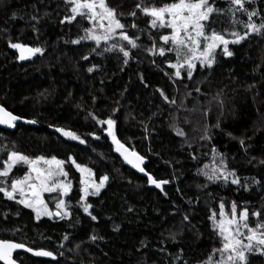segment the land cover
Listing matches in <instances>:
<instances>
[{
  "label": "trees",
  "instance_id": "16d2710c",
  "mask_svg": "<svg viewBox=\"0 0 264 264\" xmlns=\"http://www.w3.org/2000/svg\"><path fill=\"white\" fill-rule=\"evenodd\" d=\"M165 2L168 0H156L157 5ZM226 6L222 0H217V7ZM132 7L134 5L126 4L124 10ZM259 8L264 12V2ZM44 12L50 16L36 24L40 30L37 39L32 30L35 22L30 18L43 16ZM65 14L61 0H0V103L15 115L38 121L35 125L19 124L15 130L0 128V147H14L30 157L67 159L71 155L78 163L92 168L98 182L103 174L111 179L100 196L89 197L97 221H91L82 209L75 207L81 195L78 192L80 173L70 164H66V170L73 188L65 199L73 205L71 220L42 217L37 222L31 209L7 201L0 194V238L23 242L34 249L44 248L58 255V260L53 261L18 253L22 257L18 261L21 264H173V257L183 249L184 260L199 264L214 246H219L209 216L213 210L219 212L221 200L226 212L230 211L233 201L238 213L247 207L251 224H254L251 213L256 209L261 210V219H264V189L252 186L251 191H245L230 183L227 186L208 184L203 188L208 182L197 175L198 169L212 163L210 149L215 147L227 154L229 168L236 169L242 182L247 178L251 184V178L255 177L264 184V165L259 163L264 159V39L253 36L241 45H230L235 53L233 57L218 55V62L210 72L201 70L198 65L193 81H188L182 72L183 83L188 85L185 89L180 81L173 85L164 75V72L170 75L174 72L164 62H174L171 54L166 58L156 57L157 67L151 64L148 54L143 53L139 57L141 63L130 61L123 71L120 59L114 54L91 55L90 62L82 60L81 55L89 53L91 43L74 45L64 40L75 39L80 34L78 28L89 25L79 18V23L62 25L60 20ZM241 18L246 20V17ZM132 20L128 17L129 23ZM213 20L215 23L211 26L218 31L231 27L227 17H213ZM136 23L147 28L148 18H141L138 12ZM9 40L33 47L44 45L47 51L43 57L20 64L17 51L9 47ZM140 42L148 46L151 43L146 35ZM93 65L100 70L87 73L86 68ZM140 73L148 87L141 83ZM196 83L200 93L193 90ZM253 84L256 87L249 89ZM157 89H162L169 99L175 95L177 103L186 91L192 92V96L184 101L183 109L177 110L165 104ZM221 91L222 106L213 99ZM115 101L120 102V110L113 117L117 120L118 137L146 157L145 168L154 178L171 181L164 185L163 192L148 184L144 175L130 169L112 150L109 138L102 136L97 141L87 135L90 132L101 134L99 125L85 119L87 113L92 111L100 118H107L116 107ZM174 118L186 133L185 137L173 131ZM217 121L219 128L213 127ZM49 125L74 130L88 143L68 141ZM205 125L211 128L210 142L201 139ZM227 133H231V137ZM239 138L245 140L246 146L251 145L247 154L241 149ZM190 153L197 159H191ZM6 155L0 154L3 158ZM250 157L256 159L249 162ZM25 171L26 168L18 166L12 175L22 176ZM45 199H51L49 194H45ZM188 200L193 201L191 206ZM49 206L55 209L54 204ZM177 206L180 212L176 211ZM174 212L176 214L171 215ZM184 212L190 213L191 223L195 225L193 231H189L182 220ZM5 213L7 219H4ZM117 227L119 230H114ZM181 230L179 243H172L170 233ZM66 233L70 239L63 241L61 237ZM93 233L103 239L92 243ZM142 241L147 247L142 246ZM61 243L63 248L58 247ZM77 244L81 245L79 249H76ZM162 248L165 251H159ZM59 252L64 255L59 256ZM252 259L254 264H264L258 256Z\"/></svg>",
  "mask_w": 264,
  "mask_h": 264
},
{
  "label": "snow or ice",
  "instance_id": "6c2138e0",
  "mask_svg": "<svg viewBox=\"0 0 264 264\" xmlns=\"http://www.w3.org/2000/svg\"><path fill=\"white\" fill-rule=\"evenodd\" d=\"M61 2L64 4L66 14L60 20V24L73 25L74 22L79 23V18L80 21H86L89 25L78 28L80 34L75 39L64 40V43L74 45L91 43L89 53L81 55L82 60L90 62L91 55L105 57L107 54H114L120 59V70L123 71L129 66L130 61L141 63L139 57L143 53H147L151 64L157 67L159 65H156V57L166 58L171 54L174 57V62L171 60L164 62L174 72L171 75L164 72V75L168 76L173 85L180 81L185 89L188 88V85L183 83L185 76L182 75V72L186 74L188 81H193L198 65L201 70L210 72L218 62V55L233 57L235 53L230 50V45H241L253 36L264 39V12H261L259 8V4L264 0H222L227 5L224 8L217 7V0H168V2L159 5H157L156 0H118V2L117 0H61ZM126 4L134 5V7L125 11ZM32 7L37 12L39 11L35 5ZM138 12L141 14V18H148L147 28H141L136 23ZM48 16L50 13L44 12L43 16L32 15L30 18L31 21L35 22L32 25V30L37 34V39H39L40 30L36 24ZM128 17L133 18L131 23H129ZM213 17H227L231 27L218 31L211 26L215 23ZM241 17H246V20ZM12 18L14 19L15 16L13 15ZM153 32L156 35H153ZM143 35H146L151 42L150 46L140 42ZM9 47L18 51L19 61H29L37 56L43 57L47 51L44 45L33 47L20 42L13 43L11 40H9ZM99 70L100 68L96 65L86 68L87 73ZM139 79L145 87H148L143 73L139 74ZM248 87L252 89L256 85L253 84ZM193 90L197 93L201 92L198 83L195 84ZM156 91L165 104L177 110L183 109L185 107L184 101L192 96V92L186 91L180 103H177L175 95L169 99L162 89ZM175 91L178 93L179 88L177 87ZM221 95L222 91L218 92L213 99L222 106ZM95 99V97L92 98L93 104H95ZM115 104L116 107L112 109L111 115L107 118H100L92 111L87 113L85 119H90L95 125H99L101 133L96 135L95 132H90L87 135L92 136L97 141L102 136L105 139L110 138V147L119 154L123 162L142 173L147 178L148 184L154 185L155 188L163 192L164 185L171 181L154 178L143 166L146 163V157L118 137L117 120L113 117L120 110V102L115 101ZM77 107H81V105H77ZM18 121L31 125L38 123L36 119L27 120L15 115L0 103V125L14 129L17 127ZM49 127L54 128L55 132L68 141H76L81 145L88 143L74 130H66L55 125H49ZM171 127L177 136H186L175 118ZM213 127L219 128V121ZM145 131H148L147 126H145ZM227 135L231 137L232 134L227 133ZM201 139L209 142L212 140V132L209 126L205 125ZM233 139L235 138L233 137ZM239 144L244 153L247 154L251 145L246 146L243 138H239ZM188 147L191 148V145L189 144ZM210 151L212 163L205 164L203 168L197 171V175L203 176L208 182L202 185L203 188H207L208 184L227 186L230 183L242 187L245 191H251L252 186L264 189V184L255 177L251 178V184L247 178H244L242 182V178L237 175L236 169L229 168L227 154L219 152L215 147H212ZM3 153H7L6 158L0 156V194L3 195L4 199L14 201L17 205H22L24 209H31L37 222L42 217L71 220L72 211L70 209L73 208V205L65 199L70 196L73 188L69 179V172L66 170V164H70L80 173L78 192L81 195L75 207L82 209L91 221H97V216L91 211L94 205L88 202L89 197L100 196L101 191L110 182L109 175H101L98 178L99 182H96L93 179L95 176L93 169L78 163L71 155L67 159H59L56 156L49 158L44 155L30 157L15 150L14 147L12 149L0 147V154ZM190 157L193 160L197 159L191 153ZM255 159V157H250L249 162ZM259 163L264 165V159L260 160ZM18 166L26 168V171L22 176H13V170L17 169ZM177 191L179 192V188ZM45 194H49L51 199L46 200ZM164 195L167 193L165 192ZM50 203L54 204L55 211L50 208ZM187 203L191 206L193 201L188 200ZM237 207L233 201L230 205V211L226 212L225 204L221 200L219 212L217 213L215 210L211 212L209 216L211 229L219 246H214L209 256L199 264H254L252 258L257 256L264 260V219H261V210L256 209L251 213L254 218V224H251L249 223L248 208L243 207L238 213ZM128 210L132 211L131 208ZM176 211H181L179 206H177ZM175 214V212L171 213V215ZM16 215H19V212ZM7 218L8 214L5 213L4 219ZM182 220L187 223L189 231L195 229V225L190 220V213L184 212ZM114 230L118 231L119 229L117 227ZM15 231L22 230L15 229ZM182 232L183 230L179 233H170L169 240L172 243H179L178 236L182 235ZM196 235L199 239L198 230H196ZM61 239L68 241L70 236L66 233ZM102 239V236L95 233L90 236L92 243ZM141 244L143 247H147L143 241ZM58 247L63 248L64 244L61 243ZM80 247V244L76 245V249ZM18 250L31 253L33 257L58 260V255L53 251L44 248L34 249L23 242L0 238V262L2 264H18V260L22 259ZM159 251L165 250L162 248ZM14 253H17L16 258H14ZM63 255V252H59V256ZM181 261L183 264H189V261L183 259V249H180L173 257V264H181Z\"/></svg>",
  "mask_w": 264,
  "mask_h": 264
},
{
  "label": "water",
  "instance_id": "95a60500",
  "mask_svg": "<svg viewBox=\"0 0 264 264\" xmlns=\"http://www.w3.org/2000/svg\"><path fill=\"white\" fill-rule=\"evenodd\" d=\"M17 51V50H16ZM17 53H18V51H17ZM18 55H19V53H18ZM18 61H19V59H18ZM31 60H29V61H19V63L20 64H24V63H29ZM5 107V106H4ZM25 119V118H24ZM28 120V119H27ZM19 124H26V123H24L23 121H18L17 122V126L19 125ZM0 128L1 129H5V130H15L16 128H14V129H11V128H7L6 126H3V125H0ZM109 140H110V138H109ZM118 156H119V154L118 153H116ZM121 158V157H120ZM122 159V158H121ZM123 160V159H122ZM146 163H147V160H146ZM146 163H145V165H146ZM126 164V163H125ZM127 165V164H126ZM145 165H143L144 167H145ZM130 169H132V170H134V171H136V172H138L137 170H135V169H133V168H131V166L130 165H127ZM146 169V168H145ZM147 171V170H146ZM142 174V173H141ZM143 175V174H142ZM18 253H25L23 250H18ZM17 253H14V258H15V255H16ZM25 254H28V255H30V256H32L31 255V253H25ZM36 258H38V257H36ZM44 259H48V260H51V258H44ZM2 263V262H1ZM18 264H21L19 261H18Z\"/></svg>",
  "mask_w": 264,
  "mask_h": 264
},
{
  "label": "rangeland",
  "instance_id": "374dc122",
  "mask_svg": "<svg viewBox=\"0 0 264 264\" xmlns=\"http://www.w3.org/2000/svg\"><path fill=\"white\" fill-rule=\"evenodd\" d=\"M93 179L96 180L94 177H93ZM96 182H98V181L96 180ZM53 211H55V209H53Z\"/></svg>",
  "mask_w": 264,
  "mask_h": 264
}]
</instances>
